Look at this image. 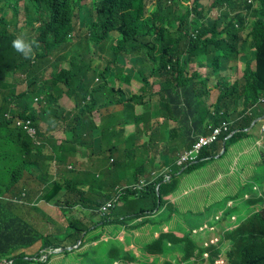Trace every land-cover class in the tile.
<instances>
[{
  "label": "trees",
  "instance_id": "1",
  "mask_svg": "<svg viewBox=\"0 0 264 264\" xmlns=\"http://www.w3.org/2000/svg\"><path fill=\"white\" fill-rule=\"evenodd\" d=\"M173 1L174 6L171 7L164 1H160L157 10L150 17L145 12L144 0H23L22 6L16 3L9 5L0 2V13L3 15L10 10V14L15 17L19 10L22 11L23 23L33 35L29 41H36L40 46L34 58L24 59L20 53L12 49L13 38L5 33L6 28L16 22L15 19L8 17L5 20L3 15L0 17V196L4 197L6 193L16 200L22 199L21 202L24 204L28 202L29 192L21 188L14 189V185L23 173L30 174L25 170L24 158L29 157V162L36 169V176H38V185L32 191L36 201L60 205L58 196L63 190L61 182L64 179L70 183L69 177L75 171V167L68 158L80 153V147L88 149L93 156L98 151L99 142L103 138V126L98 125L93 118L99 100L104 96L111 98V90L108 88L111 72L107 69L110 65L117 68V77L125 75L126 72L134 74L133 71L124 68L126 60L131 61L136 67L139 66L136 78L141 87L132 95H127L126 101L129 104L143 102L151 80H158L162 89L168 86L173 87L175 84L188 89L191 86V79L187 76L188 63L181 54L182 44H185V51L188 53L199 48L206 50L214 46L215 53L224 50V58L230 59L233 52L237 51L239 40L235 24L243 29L247 23H252L246 31L251 29L250 37L258 47V67L256 72L247 71V81L251 82L252 86L245 88L244 94L249 99L254 98V103L264 96V51L260 50L259 45L260 42L264 45V0H253L258 4L257 7L248 4L246 0H216L215 5L224 8L220 23L216 25H226L225 32L228 35L226 44L217 40L190 39L188 36L201 22L206 21L208 16L203 17L201 13H197V20L189 21V16L182 15L178 9L182 6L177 0ZM197 7H199L198 4ZM241 8L245 10L241 15L247 14L248 21L244 17L237 18ZM174 20H178L176 26L172 24ZM201 32L202 34L205 32L204 27L201 28ZM82 34L83 40L89 39L93 45L105 43L106 52L110 53L106 67L102 71H97L95 77L86 75L87 71L97 68L94 65L93 53L87 57L80 56L79 63L73 65L70 62L65 69L54 65L58 61L64 44H69L72 59L79 56L81 50L78 39L83 36ZM110 38L116 41V48L111 46ZM220 58L218 55L214 57L212 53L205 57L202 64H208L214 70L204 77L196 74L197 82L194 85H198L205 93H208L209 78L214 77L218 80V85L215 87L218 97L213 103V109L220 115L224 114L223 117L228 120L229 114L224 109L223 103L227 107V99L237 93V86H228L229 80L218 71L220 68L217 63ZM47 73L49 77H46ZM75 82H77L76 85H74ZM23 83L25 88L18 91L17 86ZM115 86L116 84L110 87L117 94L123 95L120 86L118 88ZM193 92L195 93V90ZM63 96L73 104L69 110L59 104V99ZM151 97L152 95L149 94L142 104L147 106ZM34 99H37L36 106ZM12 105L22 110L14 111L10 107ZM100 114L102 118H105L107 125L113 128L117 126L118 123L112 120V116H104L102 112ZM257 116V113L253 112L235 123L234 133H231L230 125L229 131L220 137L219 142L203 148L198 161L188 164L183 172L195 170L201 163L213 159L221 151V143L225 147L223 155L238 142L243 147H240L238 151L233 147V150L237 153L241 152L244 149V142L249 138L244 128L248 127ZM20 120L23 122L22 125L18 124ZM41 122L45 124L47 130L61 128L65 139L60 144H56L52 137H48L46 140L50 146H47L40 128ZM94 123L96 126H93ZM24 125L32 127L35 130V136H30L23 129ZM35 138H38L40 143H36ZM128 142V148L122 153L124 158L132 159L147 147V143L137 145L129 139ZM193 142V139L189 140L185 136L179 138L176 146L171 147L172 153L161 156L160 169L164 171L173 162L176 153L185 145L190 147ZM115 151L119 152L116 143L103 149L102 154H109V158H112ZM81 154L83 156L84 152L81 151ZM259 156L262 159L252 168L253 174L245 180L240 189L241 195H250V199L245 200L241 207L243 210L244 208L248 210L247 216H244L242 212L239 215L234 213L240 208L229 210L225 214L226 216L236 215V221L228 225L238 223L234 230L225 232L220 242V246H223L226 241L231 243V250L227 252L228 264H264V203L259 212L249 213L250 207L260 202L261 196L264 197L263 192L260 191V187L264 186V152H261ZM139 163L136 178L146 174V164L154 169L153 156L141 158ZM116 165L112 163L113 168ZM53 166L54 170L50 175L49 167ZM245 169H251V167H240L236 177L240 175L239 179H243L241 173ZM58 176L62 179L59 180ZM74 178L77 179V176ZM164 180H166L164 176H161L157 181L143 188L135 187V185L129 187V189L134 188L135 193H141L138 197L141 203L139 214L148 213L150 216L162 211L164 207L167 208L164 200L167 194L163 193L162 185ZM129 189L127 195L133 196L134 193ZM7 206L8 202L0 199V261L28 264L26 255L19 251L30 248L38 242L42 243L41 250L64 247L61 245L63 241L42 236L25 221L14 218L3 221L2 211L6 210ZM25 207L32 210L33 206L25 205ZM171 216L170 214L169 218ZM133 218L135 217L129 213L123 217L127 223ZM70 226L73 227L74 232L65 238L69 239V242L77 241L84 231L89 230V226L84 223L81 226ZM119 230L120 228H116V233ZM88 234V232L85 233L83 240ZM93 238L90 237L88 240ZM93 240L96 241V239ZM152 242L151 239L136 240V251H126L124 244L119 240L103 242L106 264H144L149 258L151 262L147 264H159L160 257H163L161 259L163 264H178L179 262H172L171 253L169 256L166 253V251H176L177 248L181 252L182 264H186L185 260H191L193 256L202 260L205 252L211 256L212 263L217 256L221 255L217 247L197 246L191 233H186L182 237L162 234L160 239L155 243ZM168 242L172 244L168 245ZM76 245L77 243L74 244ZM160 245H163V248H160ZM81 246L82 244L79 245ZM43 255L45 254L38 252L36 257L41 258ZM154 256L156 260H153Z\"/></svg>",
  "mask_w": 264,
  "mask_h": 264
},
{
  "label": "rangeland",
  "instance_id": "2",
  "mask_svg": "<svg viewBox=\"0 0 264 264\" xmlns=\"http://www.w3.org/2000/svg\"><path fill=\"white\" fill-rule=\"evenodd\" d=\"M150 2L151 0H148V3ZM212 2L213 0H203V4L206 8H210ZM20 6H22V3H20ZM244 12V9H239L240 15L237 16V18L241 19L244 17L246 21H248L247 14L241 15ZM9 13L10 10L4 12L3 17L5 20L8 19ZM21 16L22 15H20V19ZM177 23L178 20L172 21L173 26H176ZM19 24H21V26L24 25L22 19L17 25ZM5 33H9L8 27ZM83 38L84 35L78 39L79 49L81 50L79 56H75L72 59L69 44H64L58 61L54 65L60 69H64L70 62L76 65L80 56L87 57L94 52L96 56L93 57L95 59L94 64L97 68L87 71L86 75L88 77H95L97 71H102L106 67L108 58L106 57L105 43L93 45L89 39L85 41ZM34 50L39 51L40 46L36 47ZM127 67L135 68L136 66L128 63ZM107 69L111 72L109 79L123 83L122 88L125 90L126 94L121 95V100L118 103L123 107L127 99L128 91L137 90L139 86L141 87V84L136 82L135 77L127 75L117 77L116 73L118 70L114 65H110ZM46 77H49V75ZM24 88V84L17 86L18 91ZM152 89L153 92L157 93L159 85L154 83ZM156 99L157 97L154 98L151 109L154 107ZM59 104L65 109H70V107L73 106L72 102L64 96L59 99ZM10 107L14 111L22 110V108L13 105ZM118 108V105H110L106 112H104V116L110 117L114 111L119 110ZM135 111H139V108L136 107ZM114 114L117 115L118 124L114 128L106 123L102 125L103 138L99 142L98 151L93 156H91V152L88 149L80 147L79 150L84 152V156L79 153L68 158L70 162H72V166L75 167V171L73 175L69 177V180H71L70 183L64 181V179L62 182L59 181L63 184V190L58 196L60 208L57 206L55 208H46L47 204L39 200L35 206L32 207V210H28L26 207L15 210L16 214L19 215L23 221L30 226L33 225L42 236L50 239L58 238L60 241H63L61 245L64 246V251L51 252L50 254L47 252L46 255H48V258L45 263L42 261L43 258L37 260L34 254L39 251L41 247L40 242L25 249L26 252H28L25 254L30 257L28 264H106L107 260L104 256L105 248L103 242L108 243L119 239L124 240L126 235L129 234L127 231L121 230L118 234V239L110 236L108 230L130 227L136 229L145 227L149 229L151 240L153 241L152 243L160 239L162 234H173L177 237H182L186 233H191V237L196 242L197 246L217 247L221 252V255L217 258L218 264H225L226 254L231 250V243L226 241L223 246H220V242L224 238L225 232L234 230L237 224L235 223V227L225 228L223 230L222 226L226 227V224L230 221H234V219L231 215H222L223 217L215 218L213 211L215 209L222 210L226 207L231 208L240 204L241 185L248 179L252 172L250 169L243 170L241 173L243 179H239L240 175L236 177V174L240 167H251L252 169L256 166L255 164L262 159L259 155L261 152H264V127H248L246 129L249 138L244 142V149L241 152H235L233 147L235 148L236 145H232L229 152L223 155L224 150L221 144V151L215 155L213 159H209L201 163L197 169L187 172H183V169L175 162L168 170L170 176L162 181L163 193L168 195L173 192L172 199L169 202L164 197L167 208L160 211L159 216L155 213L149 216V214L146 213L143 218L135 217L127 223L123 218L115 217L114 214L126 212L130 208L138 207L141 204L138 202L131 206L127 205V200L130 197L127 195L128 188L133 186L132 184H137V180L141 177L139 176L136 178L137 168L140 165L139 159L151 156L157 151H163L167 155L171 154L173 149L166 148L163 141H167L172 134L165 133L160 127L154 126L149 132V135H153V138L147 141L148 150L141 151L134 159L130 157L124 158L122 153H124V150L129 146L128 139H126V135L121 130V125L126 113L123 110H119ZM93 119L94 121L97 120V115L95 113ZM93 126H96V124L94 123ZM40 128L47 146H50L46 140L48 137H52L56 144L63 141L64 135L60 133L61 129L45 130L43 124H40ZM33 133V136H35L34 129ZM35 141L36 143H40L38 138H35ZM115 143L117 144L119 152L115 151L112 155L118 164L122 162L121 166L123 168L118 166V164L113 168L108 162L109 160L102 154L103 149H107L109 145ZM239 143L240 142H238V144ZM24 158L26 161L25 170L31 175L37 174L36 169L29 162L30 158ZM100 162L106 163V165L101 166ZM51 164L54 165L53 163ZM54 166L49 167L50 175L53 173ZM72 166H69V168H72ZM63 168L65 169V167ZM146 168L150 171L148 174H143V176L146 177L148 183L157 181L161 177L155 171L151 170L152 167L149 164H146ZM98 175L100 177H97ZM226 175L228 179H226ZM75 176H77L78 180L74 178ZM58 179L61 180L62 178L58 176ZM142 182L143 181H141V183ZM260 191L263 192L262 195H264V186L260 187ZM63 193L66 195L64 196ZM249 196V194H246L244 198H249ZM117 197L119 198L118 203L112 211L107 201L116 199ZM227 201L228 204L226 206ZM263 203L264 197L261 196L260 202L254 203L250 207L249 213L259 212ZM241 212L244 216H247L248 210L240 208L234 213L239 215ZM168 214L172 215L170 221L167 219ZM29 215L31 217L30 220L28 219ZM48 215L50 217H48ZM196 219L199 221L196 222ZM82 223L89 226V230L84 231L77 241L73 240V242H69V239H65L74 232L73 227L70 225L81 226ZM205 224H208L206 229L202 231L199 229L193 231L194 228L199 226L203 228ZM91 228L96 230L93 238L96 239V241L93 239L88 240V237L83 240L86 232L90 234ZM53 234H57L58 237H55ZM139 239L140 237L137 236L135 241ZM130 240L131 238H127L124 241L129 243ZM80 241L82 244L81 247L78 245ZM75 243H77L76 246H74ZM171 244L172 242H168V245ZM159 247L163 248V245ZM166 253L168 256L171 253L172 262L178 263L182 258L178 248L176 251H166ZM166 258L171 261L169 257L166 256ZM191 260H185L186 264H192V262L193 264H213L210 260H201L197 256H193ZM158 261L159 264H163L161 260ZM150 262L151 258H149L147 263Z\"/></svg>",
  "mask_w": 264,
  "mask_h": 264
},
{
  "label": "clouds",
  "instance_id": "3",
  "mask_svg": "<svg viewBox=\"0 0 264 264\" xmlns=\"http://www.w3.org/2000/svg\"><path fill=\"white\" fill-rule=\"evenodd\" d=\"M160 1H164L167 4V6H170V7L174 6L173 0H151L150 3H148V0H144V2H146L144 6L145 12L149 14V17L157 10ZM246 1L248 4H253L254 7L258 6V4L253 0H246ZM0 2L2 4H9V5L16 3L19 6H20V3L23 4V0H19V1L18 0H0ZM177 2L182 6L181 8H178L179 11L181 12L182 15H188L189 21L197 20V13H201L203 17L208 16V19L206 21L201 22V19H200L201 23L199 22L200 23L199 26H197V28L188 36L190 39L197 40L199 38L202 41L217 40V41H222L225 44L228 43V35L225 32L226 25L224 24L216 25L220 23V19L222 17V10L224 9V8H221L215 5L216 0H213L212 4L210 5V8L205 7V5L203 4V0H177ZM197 4L199 5V7H197ZM2 15L3 13H0V17ZM20 15H22L21 19L23 20L24 17H23V13L21 10H19L17 16L13 17L16 21L14 23L15 25L13 27L11 25L8 26V32H9L8 36L13 38L11 40V47L14 51L20 53V55L24 59H32L34 58V54L36 52L34 49L36 47H39V45L36 41H29L33 38V35L28 30L27 27H25L24 25L21 26V24L17 25L18 22L21 21ZM251 24L247 23L243 29H240L235 24V28L238 30L239 40L237 42V51L233 52L230 59L224 58V53H225L224 50L218 51L217 53H215L214 46H210V48L206 50L199 48V49L192 51V53H188L187 51H185V44H182L181 54L183 57L186 58V61L188 63L187 68L190 66L191 63H196L197 65L203 66L204 68H209L211 71H213L214 68H212L208 64H202V62L204 61L205 57L209 55V53H212L214 57L216 55L220 56L221 58L219 59V63H217L218 67L220 68L218 69V71L220 73L223 71L228 74L227 76H225V78L229 80L228 86L230 87L237 86V93L233 94L230 98L227 99V102H228L227 107H225L223 103L224 109H226L229 114L228 120H226L223 117L224 114L220 115L219 112L213 109L214 108L213 104L211 106H205L203 102L204 101L203 96H200V95L197 96L195 93H192V86L197 82V78L196 77L194 78V76H190L189 72H187V76L191 79V82H190L191 86L188 89H186L182 85H177V84H175L173 87L168 86L165 89H162V86H161V89L159 91V96H160L159 107L162 109L168 108L169 111L167 113H163V115L161 116L162 121L160 122L163 123L166 121H174L177 123L178 121L180 123H183L186 121V119H192V118H197L198 120H200V118L203 116V113L205 111V114L212 119V123L207 125L206 133L196 135V137L193 139L194 142L191 144V146L187 147L185 150L178 153L174 157L173 162L163 172L161 169L157 171V174H159V176H164V178L167 179L170 176L168 170L170 166L173 165V163L175 162L179 167H182L183 169L182 171L185 170L184 168L188 164L197 162L198 156L201 154L202 149L205 147H209L208 145L202 147L200 152L197 154L196 160L193 162H190L184 165H179L178 158L182 152L191 149V147L198 140L199 137L206 136L208 134H213L215 129H219V133L216 137V140L212 142L210 146L219 142L220 137L224 133L229 131L230 125L232 129L231 133H234L236 131V130H233L234 124L240 121L241 119H243L244 117H246L247 115H251V113L253 112H256L258 116L252 120V122L250 123L248 127H255L258 124L261 127H264V96L254 103L253 102L254 98L249 99L247 95L244 94V89L247 87L250 88L252 86V83L247 81V71L256 72L257 67H258V58H257L258 47L256 43L254 44L252 38L250 37L251 29L250 31H246L248 26H250ZM203 27L205 29V32L202 34L201 28ZM110 44L111 46L116 48V41L113 38H110ZM259 45H260V50L264 51V45L261 42L259 43ZM129 62L131 65H133L131 61ZM124 68L130 71H133V72L135 70L137 71L139 70V66L136 68H132V67L128 68L126 62H125ZM207 84L209 87V80L207 81ZM216 85H218V83L215 84V87ZM149 86H150V82H149ZM226 88L227 87H225V89ZM210 92H211V88L209 87V92L205 94L209 96ZM35 101H37V99H35ZM19 122L23 123L22 120H20ZM248 127L244 128V130H246ZM174 132H176V129H173L171 131V133H174ZM223 150L225 151V147H223ZM250 170L252 171V169ZM141 181L143 182L141 183ZM141 181L137 185H135V187L143 188L145 185L149 184L147 180H141ZM129 190L134 193L133 195L134 197H139V195L141 194V193H135L134 188H130ZM129 196L130 197L127 200V205L129 202H139L138 198L132 199V196L131 195ZM244 196L245 195H240L241 197L240 204L234 207H231V208H227V212L229 210L241 208L243 206L244 201L250 199V198H244ZM0 199L6 200V198L2 196H0ZM116 199L117 201L115 203V206L117 205L119 198L117 197ZM112 200H115V199H110L107 202L112 201ZM11 202L20 203L21 201L16 200L15 198H12ZM115 206L112 208V211L115 208ZM164 209L165 207L163 208V210ZM139 212H140V208H138L135 211L128 212V213L134 217H139V218H143L146 214V213L139 214ZM225 214H221V211H220L218 215L215 216V218L223 217L225 216ZM169 215L170 214H168L167 219L170 221L172 216L171 218H169ZM11 218L17 219L16 217H10L9 219ZM232 218L234 219V221H230L229 223L236 221V215L233 214ZM228 224H226V227L222 226V229L224 230L225 228L235 227L236 224L238 226V223L236 224L233 223L231 225H228ZM207 226L208 224H205L203 228L202 226L201 227L199 226L197 228H194L193 231H196L198 229L202 231L206 229ZM34 231L38 232L35 229ZM41 246H42V243H41ZM58 249L54 250L53 248H48L45 250H41V247H40L38 252L45 254L41 257L43 258L42 260L43 263H45L46 259L48 258V255H46L47 252H49L50 254L51 252L57 251ZM19 252H23L24 254L28 253L26 252L25 249H22ZM37 253H34L35 257ZM218 257L219 256H217V258ZM36 258L37 260L39 259L38 257ZM217 258L215 259L213 264L214 263L218 264ZM26 259L29 260L30 257L26 255ZM202 259L209 261L211 259V256H209V254L205 252L202 255ZM11 263H13V261L11 262L6 261V260L0 261V264H11ZM178 264H180V262ZM225 264H228L227 254H226Z\"/></svg>",
  "mask_w": 264,
  "mask_h": 264
},
{
  "label": "crops",
  "instance_id": "4",
  "mask_svg": "<svg viewBox=\"0 0 264 264\" xmlns=\"http://www.w3.org/2000/svg\"><path fill=\"white\" fill-rule=\"evenodd\" d=\"M8 17L10 18V17H13V16L9 13ZM14 25L15 24H11L12 27ZM92 53L95 55L94 52H92ZM109 54L110 53L106 52V57L107 58H108ZM78 63H79V61H78ZM128 63H130L129 60H126V64H128ZM128 68H130V67H128ZM137 72H138L137 70L134 71V74L126 72L125 75L136 78V73ZM188 72H189L190 76H194V78H195L196 74H199V75L204 77V76L209 75V73L212 72V71L209 68H204L203 66L197 65L196 63H191L190 66L188 67ZM221 73L224 76L228 75L227 73H225L223 71ZM47 75H49V73H47L46 76ZM136 82H137V78H136ZM137 83L140 84L139 82H137ZM154 83L159 85V90H158L157 93L153 92V89H152V85ZM217 83H218V80L216 78H214V77H210L209 78V87L211 88V92H210L209 96H207L205 94V92L202 90V88H200L198 85H193L192 86V93H194L193 90H195V94L197 96L200 95V96L204 97V101L203 102H204L205 106H211L216 101V99L218 97V91L215 88V84H217ZM76 84H77V82L74 83V85H76ZM115 84H116L115 88H118L120 86L123 94H126L125 90H123V88H122V85H123L122 82H120V81L117 82V81H114V80H111L109 82L110 86H113ZM110 86H108V88L111 90V98H109L107 96H104L102 99L99 100V104H98L97 108L94 111V113L97 115V120L95 122L98 125L105 124L106 123L105 118H102L100 113L101 112L102 113L106 112L107 108L110 105H118V107H119L118 109L119 110H123L126 113V116H125V118H124V120L122 122V125H121V130L126 135V139H129L130 142H132V143H133V141L136 142L137 145H143V144L147 143V141L149 139L153 138V135H149V132H150V129L152 130V128L154 126L160 127L161 129H163V131L165 133H171V131L173 129H176V132L171 133L172 136L167 141H163V143H164L166 148H171V147H175L176 146V142L181 137L185 136L189 140H192V139H194L196 137V135L206 133L207 125L212 123V119L205 114V111L203 113V116L200 118V120H198L197 118H192V119H186V121L183 122V123H180L178 121H177V123L174 122V121H166V122H163V123L160 122V121H162L161 116L163 115V113H167L169 111V109L168 108L162 109V108L159 107V100H160L159 91L161 89V85L158 82V80H151L150 81V88L148 89V92H146L144 94L143 102H135V103L129 104V103H127V101H125L123 107H121V105L118 104L119 101L121 100V94H117L116 91L115 90L113 91ZM139 89H140V86L135 91H132V90H131V92L128 91L127 95H129V94L132 95L133 93H135ZM149 94L152 95L150 103L147 106H144V104H142V103H144L147 100ZM155 97H157V99H156V102L154 104V107L151 109V105H152L153 100H154ZM36 102L37 101H35V99H34V103H35L34 105L35 106L37 105ZM136 107L139 108V111H135ZM67 110H69V109H67ZM119 110L114 111V113L118 112ZM127 112H128V114H127ZM114 113H112V115H111L112 117L111 116L110 117L112 118V120L114 122L118 123L117 115L114 114ZM40 124H43L44 129L47 130L44 123L41 122ZM255 127H261V126L258 124ZM56 129H61V128H56ZM56 129H54V130H56ZM60 133H63L64 139H65L64 131L61 130ZM60 143H58V144H60ZM240 147H243V145L237 144L235 146V150L238 151L240 149ZM186 148H187V145L184 146L183 149L179 150L176 153V155L178 153H180L181 151L185 150ZM143 150H148V147H146ZM143 150H141V151H143ZM79 151L81 153V150H79ZM77 154H79V153H77ZM163 154H165L163 151H157L156 153L151 155V156H153V165H154V169H151V170H153L155 172L160 170V161H161V156ZM135 157L136 156H134L132 159H134ZM105 158L109 160L108 162L111 165H112V163L118 164V162H116V160H115V158L113 156H112V158H109V154H106ZM121 164H122V162H120V164H118V165H120V167H122ZM100 165L101 166H105L106 163H100ZM138 168H139V166H138ZM138 168H137V170H138ZM149 171H150L149 169H146V173L147 174H148ZM251 172H252L251 173V175H252L253 171H251ZM226 179H228L227 175H226ZM141 180H147V179H146L145 176L141 175V177L137 180L138 183ZM137 184H135V185H137ZM37 185H38V176H36V174L35 175H30L28 173H23L21 178L15 183L14 189L21 188L24 191L29 192V200L25 204H24V202L14 203V202H11V199L13 197H10L9 195H7L5 193L4 197L6 198V200H4V201L8 202V206H7L6 210L2 211V213H3V216H2L3 221H7L10 217H16L17 219L22 220L21 217L16 214L15 210H19L22 207H25V205L30 206V207L31 206H33V207L35 206L37 201H36V197H35V195L33 194L32 191L37 187ZM132 185H134V184H132ZM172 194H173V192L169 193L165 197V199L168 200V202L172 199ZM134 198L136 199L138 197L132 196V199H134ZM21 201H23V200L21 199ZM135 203H138V202H129L128 206H131V205H133ZM20 204H22V205H20ZM46 204H47L46 208H51V207L55 208L56 207L55 204H50V203H46ZM227 204H228V201L226 202V206H227ZM57 207L60 208L59 206H57ZM138 208H139V206L135 207V208H130L128 211L120 212V213H117L116 215L114 214V216L123 218V217H125V215L128 212L135 211ZM220 211H221V214H225L227 212V207L222 209V210L215 209L213 211V214L216 216L218 214V212H220ZM155 214L157 216H159V212H155ZM48 217H50V216L48 215ZM30 218L31 217L29 215L28 219L30 220ZM198 221L199 220L196 219V222H198ZM200 221H202V220H200ZM31 226H33V225H31ZM33 228H34V226H33ZM121 230H125V231H127L129 233L125 237V239L131 238L129 243L125 242L124 241L125 239L124 240H120L118 238V234H119V232ZM108 231L110 233V236L118 238L119 241L124 244V249L126 251H129V250L136 251L135 238L137 236H139L140 239H151V236H150V233H149V229H147L145 227H142L141 229H136V228H132V227L125 228V229L120 228V230L117 231V233H116V228L109 229ZM95 232H96V230L91 228L90 234H88L86 237H88V239L90 237H94V233ZM53 235L55 237H58L57 234H53ZM161 259H163V257H160L159 260H161ZM153 260H156V256H154Z\"/></svg>",
  "mask_w": 264,
  "mask_h": 264
},
{
  "label": "built area",
  "instance_id": "5",
  "mask_svg": "<svg viewBox=\"0 0 264 264\" xmlns=\"http://www.w3.org/2000/svg\"><path fill=\"white\" fill-rule=\"evenodd\" d=\"M18 124L22 125L21 122H18ZM23 129L26 130V132L30 136L34 135L33 128L30 127L29 125H24ZM218 133H219V129H215L213 134H208L206 136L199 137L198 140L193 144L191 149L186 150L179 155L178 164L184 165V164L195 161L197 154L200 152L202 147L207 146V145L210 146L211 143L216 140ZM116 201L117 199L107 202L111 206V209L115 206Z\"/></svg>",
  "mask_w": 264,
  "mask_h": 264
},
{
  "label": "water",
  "instance_id": "6",
  "mask_svg": "<svg viewBox=\"0 0 264 264\" xmlns=\"http://www.w3.org/2000/svg\"><path fill=\"white\" fill-rule=\"evenodd\" d=\"M80 242L78 244H80ZM57 251H64V248L58 249ZM53 252H56V251H53Z\"/></svg>",
  "mask_w": 264,
  "mask_h": 264
}]
</instances>
